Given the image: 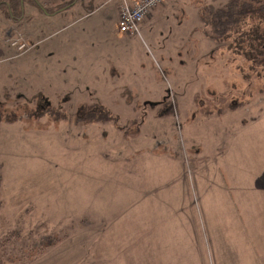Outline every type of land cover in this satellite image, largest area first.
<instances>
[{"label": "rangeland", "instance_id": "obj_1", "mask_svg": "<svg viewBox=\"0 0 264 264\" xmlns=\"http://www.w3.org/2000/svg\"><path fill=\"white\" fill-rule=\"evenodd\" d=\"M105 1L0 6V264H264V215L227 203L264 209V79L199 16L231 0L169 1L124 36L113 3L84 18ZM47 49L88 61L43 68Z\"/></svg>", "mask_w": 264, "mask_h": 264}, {"label": "crops", "instance_id": "obj_2", "mask_svg": "<svg viewBox=\"0 0 264 264\" xmlns=\"http://www.w3.org/2000/svg\"><path fill=\"white\" fill-rule=\"evenodd\" d=\"M27 1H29V2H27ZM71 1L72 2H68V1L62 2V1H56V0H6L4 2H1L0 3V6L1 7H9L11 9L12 8V5H14L15 3H18V5L21 8V11H24V7H26V3H31L33 5H36V6L40 7L42 10H44L48 14V13H50V10H48V7H53V6L54 7H58V10H57V13H58V12H62L63 10H66V9L80 7V6L83 5V3L86 2V0H71ZM130 1H135V0H130ZM169 1H177V0H167L163 5L155 8L149 14V16L145 19V21H147V19H154L155 16H153V14L155 13V11L157 9H159L160 7H164ZM111 3H113V5L111 6V9H113L114 15H115V21H114L115 22V25H116L115 28H116L117 32L119 33L117 26H118L119 17H120L121 0H117V1H114V0H106L104 4H102L99 7H96L95 9H92L91 11H89V14L86 15L84 18L89 19V18L93 17L94 15L97 14L96 13V10H98V9H100L102 7H107ZM50 14H53V13H50ZM50 14H48V16ZM12 18L14 19V16ZM81 19H83V17H80V20ZM200 19H201V17H200ZM14 22H15V19H14ZM0 29H1V32H4L5 27L3 26ZM99 29H100V24H98V26H97V31ZM80 31H81V33L79 34V36H87L86 33H85L86 28L84 26H83V28L81 27ZM6 35H8V36L11 35L10 34V30H9V33L8 34L5 33L3 39H1V40H3V42H5V40H7L6 39L7 37H5ZM119 35L120 36H124L123 34H120V33H119ZM93 49L96 51V53L107 54V52L105 50H103V49H100V48H93ZM49 50L50 49L45 50L44 53L42 54V61H43V65H44L43 68L44 67L45 68H49L50 65H60L61 64V61H64V60H67V59H70L71 62L75 63L76 66H78L80 64H83V63H86L88 61L87 56L83 52L76 53V52H61V51H59V52L56 53L53 50L52 51H49ZM1 52H2V50H0V55H1V57H3L4 56V53L3 52L1 53ZM47 52H49V53L46 56V53ZM96 53L95 54L94 53L91 54V57H94L96 55ZM31 54L32 53H29L25 57H27V56H29ZM12 59H14V55H13ZM0 62H2V61H0ZM24 68L26 69V71L32 69V68H28L26 66H24ZM64 69H65L64 67H58V68H56V71L64 70ZM233 69L237 71V69H235V68H231L229 71H231ZM42 70L43 71L45 70L47 72H50L48 69H42ZM36 71H32V72L35 74ZM9 72H10V77H11L10 79H12V77L14 75H17V69L16 68L9 69ZM97 76L99 77V80L100 81H98L94 86L97 85L98 87H106V85H109L108 76L106 75L105 72H104V74L97 75ZM43 77L47 81L43 82L42 84H45V85H48V86L59 87V86H64L66 84V83H61L59 81V79H60L59 77L57 79H51L50 80V76H47L46 73L43 74ZM28 80L31 81V83H30L31 85H37V83H35L33 81L34 79H28ZM13 83H14V85L18 83V84H22V85H25L26 86L27 79H22L20 81L19 80H15ZM230 83H231V81H230ZM74 84L75 85H80L79 83H74ZM85 84H87V83H85ZM256 183L258 185H256L254 187L255 188V191H253L252 189H249L250 192H251V194L256 195V196H258V195L259 196L260 195L263 196V194H264V178H263V180H261L259 182H256ZM258 190H259V193H258ZM227 191H228V193L229 192H232V194L229 193V197H228V201H227L228 205L230 206L231 205V202L232 203L235 202L236 204H234V206H237V208H240V209H237L236 210V213L243 214L244 217H245V214H250V216H252V215L255 216V215H259V214L264 215V212L262 211L264 209H262L261 207H260L261 208L260 209L258 207V201H257L256 197L249 196L246 193L245 190L236 189V188H233V187L227 188ZM262 196H260V197H262ZM238 204H240V205H238ZM255 221H256V218H252V219H249V222H247V226H248V224L251 223V227L249 229H250V232H251L252 237H250V235L248 236V232H247V235L244 238L243 242H240L239 238L236 239L242 245H249V244H245V241L246 240H250V242H251L250 244H252V239L253 238H254L255 241L258 239V236H257V228L255 226L256 225L255 224ZM237 223L238 222L236 220H233V219H230V220L227 221V224L228 225L233 224L234 226H236ZM262 240L263 241H261L260 244L261 245H264V239H262ZM255 244H256V242H255ZM219 261L220 260H217V261H214V262L215 263H217V262L219 263Z\"/></svg>", "mask_w": 264, "mask_h": 264}, {"label": "trees", "instance_id": "obj_3", "mask_svg": "<svg viewBox=\"0 0 264 264\" xmlns=\"http://www.w3.org/2000/svg\"><path fill=\"white\" fill-rule=\"evenodd\" d=\"M199 15L210 24L219 43L244 54L256 75L264 79V0H231L209 9L201 6Z\"/></svg>", "mask_w": 264, "mask_h": 264}, {"label": "built area", "instance_id": "obj_4", "mask_svg": "<svg viewBox=\"0 0 264 264\" xmlns=\"http://www.w3.org/2000/svg\"><path fill=\"white\" fill-rule=\"evenodd\" d=\"M4 1L6 0H0V3ZM166 1L167 0H121L120 17L117 26L119 33H138L139 26L145 21L149 14ZM13 46L21 50L25 47V44L16 40Z\"/></svg>", "mask_w": 264, "mask_h": 264}]
</instances>
